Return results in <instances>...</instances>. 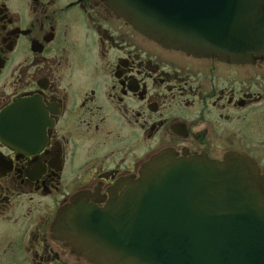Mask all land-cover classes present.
<instances>
[{
  "label": "flooded vegetation",
  "instance_id": "1",
  "mask_svg": "<svg viewBox=\"0 0 264 264\" xmlns=\"http://www.w3.org/2000/svg\"><path fill=\"white\" fill-rule=\"evenodd\" d=\"M109 1L0 0V264H94L57 213L118 204L160 152L264 175V53L162 47Z\"/></svg>",
  "mask_w": 264,
  "mask_h": 264
},
{
  "label": "water",
  "instance_id": "2",
  "mask_svg": "<svg viewBox=\"0 0 264 264\" xmlns=\"http://www.w3.org/2000/svg\"><path fill=\"white\" fill-rule=\"evenodd\" d=\"M159 45L241 63L264 53V0H112ZM118 204L72 199L56 238L94 264H264V176L249 160L176 158L144 164Z\"/></svg>",
  "mask_w": 264,
  "mask_h": 264
}]
</instances>
